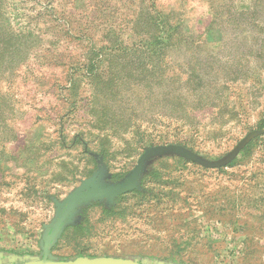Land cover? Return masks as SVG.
Returning a JSON list of instances; mask_svg holds the SVG:
<instances>
[{
    "label": "rangeland",
    "instance_id": "1",
    "mask_svg": "<svg viewBox=\"0 0 264 264\" xmlns=\"http://www.w3.org/2000/svg\"><path fill=\"white\" fill-rule=\"evenodd\" d=\"M207 2L0 0V253L41 259L58 205L104 171L100 161L110 175L100 185H118L147 149L179 145L213 167L152 158L138 189L74 207L51 257L264 264V141L231 166L235 130L209 137L204 116L193 127L163 98L179 93L190 49L129 43L148 9L159 29L165 17L204 30ZM107 33L112 43L101 45Z\"/></svg>",
    "mask_w": 264,
    "mask_h": 264
},
{
    "label": "trees",
    "instance_id": "2",
    "mask_svg": "<svg viewBox=\"0 0 264 264\" xmlns=\"http://www.w3.org/2000/svg\"><path fill=\"white\" fill-rule=\"evenodd\" d=\"M207 3L210 18L204 30L196 25L187 30L165 17L159 29L148 9L144 27L128 36L129 43L149 53L158 46L161 50L174 46L176 51L189 48L188 63L179 66L186 74L178 82L179 93L173 98L163 94L168 108L181 115L186 112L193 127L204 116L209 137L215 139L226 137L224 130H235L230 139L239 144L250 133L264 130V0ZM1 37L7 38L0 35V43L4 41ZM111 37L109 33L99 36V43L107 46ZM145 73L151 75L152 69ZM3 126L0 120V128ZM261 141L264 134L249 141L231 166L251 156L254 144Z\"/></svg>",
    "mask_w": 264,
    "mask_h": 264
},
{
    "label": "water",
    "instance_id": "3",
    "mask_svg": "<svg viewBox=\"0 0 264 264\" xmlns=\"http://www.w3.org/2000/svg\"><path fill=\"white\" fill-rule=\"evenodd\" d=\"M262 132H264V130L250 133L248 136ZM248 136L237 145L234 151L236 154H239L240 150L246 145V138ZM165 155L184 157L185 159L199 163L204 167H213L212 165L214 164L212 162H207L194 152L179 145L156 146L147 149L142 154L137 166L121 183L118 185H100L101 180L110 177L105 164L100 161L104 171L94 174V177L91 180L84 182V185L80 187L74 195L68 198L65 203L58 205L56 218L51 225L46 227V232L43 235L41 242L42 258H22L15 254L2 252L0 253V264H154L149 260L140 261L138 259L113 257H78L74 260L62 261L53 259L50 255V251L52 246L57 242V239L61 236L64 228L68 225L66 218L74 207H77L79 204H86L89 201H102L104 199H107L110 204H113L115 198L138 189V184L147 161L154 157ZM222 160H224V158H221L216 163H220Z\"/></svg>",
    "mask_w": 264,
    "mask_h": 264
},
{
    "label": "flooded vegetation",
    "instance_id": "4",
    "mask_svg": "<svg viewBox=\"0 0 264 264\" xmlns=\"http://www.w3.org/2000/svg\"><path fill=\"white\" fill-rule=\"evenodd\" d=\"M69 219V215L67 216V218H66V221Z\"/></svg>",
    "mask_w": 264,
    "mask_h": 264
}]
</instances>
